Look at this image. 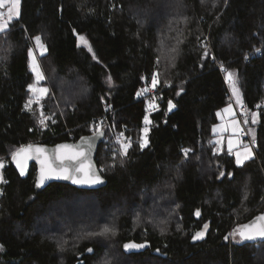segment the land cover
I'll return each mask as SVG.
<instances>
[{"label":"trees","instance_id":"1","mask_svg":"<svg viewBox=\"0 0 264 264\" xmlns=\"http://www.w3.org/2000/svg\"><path fill=\"white\" fill-rule=\"evenodd\" d=\"M37 35L49 92L26 108ZM227 72L255 132L239 166L215 150L218 111L235 101ZM156 74L141 149L142 90ZM98 123L102 188H37L36 165L23 178L11 161L23 145L77 140ZM0 162V264H264V240L229 235L264 212V0H21L0 33ZM105 226L115 234L92 235ZM131 242L146 246L126 250Z\"/></svg>","mask_w":264,"mask_h":264},{"label":"snow or ice","instance_id":"2","mask_svg":"<svg viewBox=\"0 0 264 264\" xmlns=\"http://www.w3.org/2000/svg\"><path fill=\"white\" fill-rule=\"evenodd\" d=\"M20 3L21 0H0V9L7 8V13L0 11V33H4L9 29V22H11L14 18L18 19L20 15ZM6 15V19H5ZM80 41L85 44L88 47V51L91 52V46L88 45L87 40L85 37L80 36ZM36 47L40 49V54L43 55L44 52L47 51L46 46L42 43L41 37L39 35L34 37ZM257 52L260 51V49H256ZM28 55L31 57V63H30V69L31 72L35 74L36 82L35 84H30L28 87L33 93L34 99H30L28 103L25 105L26 108H30L31 104L33 102H39V100L48 94L49 89L45 87H37V84L40 81H43L45 79V75L43 71L41 70L40 64L38 63L36 59V54L33 51H29ZM208 53L205 52V56H207ZM93 57L95 58V55L93 54ZM158 74L154 75L152 77V88L156 87V84L158 83L157 79ZM109 81L111 80V77H108ZM226 79L229 85L231 86L232 94L237 98V103L242 104V100L240 98V90L237 87V81L235 79V73L233 72H227ZM142 91H148V89H144ZM137 95H141V93H137ZM157 105L154 103V100L149 102L148 108L155 109ZM169 110H171L174 105L171 101L168 102ZM225 112H231V106L229 108H226L224 110ZM43 115V114H42ZM258 121V114L252 113V123L255 124ZM41 124H44V120L42 119L40 121ZM102 123V122H101ZM244 123L247 124L248 120L245 119ZM151 124V121L148 119V116L146 115L144 117V125L143 128V137L140 141V148H146L148 147L149 141H148V132L149 127L148 125ZM253 138V143H255V132L254 130H250ZM97 136H103L104 133L102 130H100V125H96V131L94 133ZM123 133H121V136ZM89 148L91 147V144L88 145ZM130 147V143H124L122 142V148L123 153L127 155L128 148ZM233 148V141L229 140V152L232 151ZM185 154L189 150L185 149ZM33 156H35L36 159L40 161L41 164V170L40 175L36 182V187L39 188L44 185V182L48 179L52 178H63V179H72L73 183L77 184H96L100 183L101 179L98 175H96L95 170L93 166L87 161L89 160V156L86 155L84 150H76V146L68 145V144H61L56 146V152L53 154V157L50 161L49 155L47 153V150L40 146H34V145H27L22 146L18 150H16L12 154V159L16 162V166L20 170V175H24L27 168V161L31 159ZM236 156V164L243 165L245 160H250L253 158L252 150L249 146L245 145L243 152L237 151L235 153ZM58 161V163H56ZM72 161H78V165L72 166L71 169L69 167V164H66V162H72ZM55 164V167L53 166ZM4 168V163L0 162V169ZM82 172L83 178H77L75 173ZM221 176H223V173H220ZM0 183H7L6 180H4L2 172H0ZM246 198V197H245ZM196 216L200 215V211L197 210L195 213ZM208 228V224L203 225V231L197 232L194 239H202L205 231ZM109 233L115 234L114 229L110 228L108 226H105L102 231L98 234H92V235H100L105 236ZM233 238H235L237 235L240 237L241 241H249V240H257L262 239L264 240V215L258 216L255 218L254 222H251L249 224L240 225L239 228L234 229L233 233H230ZM228 236H225L224 239L228 240ZM144 244H136L134 242L126 243L124 245V248L126 250H130L133 248L139 249L144 248ZM3 249V246L0 245V250ZM159 251V249H157ZM87 252L92 253L93 249L88 248ZM107 264V262H106Z\"/></svg>","mask_w":264,"mask_h":264},{"label":"water","instance_id":"3","mask_svg":"<svg viewBox=\"0 0 264 264\" xmlns=\"http://www.w3.org/2000/svg\"><path fill=\"white\" fill-rule=\"evenodd\" d=\"M172 110V109H171ZM170 110V111H171ZM103 131L104 135L103 136H97L94 133L91 134H85V135H80V137L77 140H65V141H60L57 142L55 144H49V143H44V142H32V143H28L26 145L23 146H27L29 144L34 145V146H40L43 147L47 150V153L49 155L50 161L53 157V154L56 152V146L57 145H61V144H68V145H73L76 146V150H84L86 155L89 156V160L87 161V163L91 164L95 170L96 175H98L101 179L100 183H96V184H77V183H73L72 179H63V178H52V179H48L44 182V185L41 186L42 188L47 187L48 185L52 184V183H66V184H70L72 186L78 187V188H83V189H87V190H95V189H99L102 188L104 186L107 185V180L106 178L103 176L98 163H97V153L99 150V146L102 143L104 136H105V130L104 129H100ZM89 144H91V147L89 148ZM22 147V146H21ZM19 147V148H21ZM18 148V149H19ZM17 149V150H18ZM11 161L13 163V165H15V168L17 169V171L20 173L19 168L16 166V162L12 159L11 157ZM58 163V161L56 162ZM35 164L37 167V175H36V182L37 179L40 175V170H41V164L40 161L38 159L35 158V156H33L31 159H29L27 161V168H26V172L25 174L22 176L23 178L28 177V174L31 170L32 165ZM66 164H69V167L71 169L72 166H76L78 165V161H72V162H66ZM55 167V164L53 165ZM77 178H83V173L82 172H78L75 173ZM264 215V212L261 213L258 216ZM256 216V217H258ZM255 217V218H256ZM255 218L251 219L249 222H247L246 224H249L251 222L255 221ZM258 240V239H257ZM249 241H256V240H249Z\"/></svg>","mask_w":264,"mask_h":264},{"label":"rangeland","instance_id":"4","mask_svg":"<svg viewBox=\"0 0 264 264\" xmlns=\"http://www.w3.org/2000/svg\"><path fill=\"white\" fill-rule=\"evenodd\" d=\"M20 8H21V3H20ZM0 11L4 12L6 14L7 13V8L0 9ZM5 19H6V15H5ZM31 51H33L36 54V59H37L38 63L40 64V61H39L40 49H38L36 47L35 43H34L33 48H32ZM40 67H41V64H40ZM41 70L43 71L42 67H41ZM45 79H46V77H45ZM45 79L43 81H40L37 84V87L48 88V85L45 84ZM35 83H37L36 79H35L33 84H35ZM238 88H240V87H238ZM230 90H231V86H230ZM231 93H232V91H231ZM232 96H233L235 101L234 102L232 101L229 105L225 106L224 108H222L221 110L218 111L219 122L214 127V132H215V140L214 141L216 143L215 150L216 151H220L223 147H225L229 151V140H232L233 141V148H232V151H231L232 154L235 155V153L237 151L243 152L244 146L247 145V146H249L251 148L253 156H254V148L251 145L244 144L243 141H242L241 130L243 129L242 128L243 124H242L241 120L239 119V117L237 116L238 114L236 113V104L238 105L239 103H237V98L233 94H232ZM240 98H241V100L243 102V97H242V92L241 91H240ZM30 99H34L32 92H31L29 100ZM153 100H154V103L156 105H159L157 96L154 97L153 99L147 100V104H146L147 105V116H148V119L150 121H151V116H150L151 112L157 108V107L155 109L148 108L149 102H151ZM33 103H36V102H33ZM229 106H231L232 111L230 113L229 112H225L224 110L226 108H229ZM150 126H151V124L148 125L149 130H150ZM250 130H252V129H250ZM148 134H149V132H148ZM120 137H121V135L118 136V138H120ZM147 138H148V136H147ZM0 172H2V169H0ZM2 175H3V173H2ZM234 239L238 241V240H240V237L237 235ZM136 244H142V243L138 242ZM144 245L146 246V244H144ZM133 249H136V248H133ZM139 249H141V248H139Z\"/></svg>","mask_w":264,"mask_h":264},{"label":"built area","instance_id":"5","mask_svg":"<svg viewBox=\"0 0 264 264\" xmlns=\"http://www.w3.org/2000/svg\"><path fill=\"white\" fill-rule=\"evenodd\" d=\"M217 66L222 73H225L226 67L222 63H219ZM151 85L152 84H149L146 87V89H148V91H146L142 94L141 99L149 100V99H153L154 97L157 96L158 92L156 90V87L152 88ZM236 113L238 114L237 116L239 117V119L241 120V122L243 124V127H242L243 129L241 130V138H242L243 143L251 145L254 148L256 145V140H255V143H253V138H252L251 134L249 133L246 124L244 123V120L247 119V113H246V107L243 103L242 104L239 103L236 106ZM119 141L121 144H122V142L130 143V139L126 136H123V135L119 138Z\"/></svg>","mask_w":264,"mask_h":264}]
</instances>
